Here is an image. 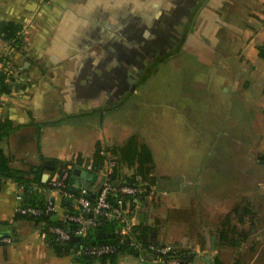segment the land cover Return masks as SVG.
<instances>
[{"label": "crops", "instance_id": "1", "mask_svg": "<svg viewBox=\"0 0 264 264\" xmlns=\"http://www.w3.org/2000/svg\"><path fill=\"white\" fill-rule=\"evenodd\" d=\"M0 22L20 24L23 39L9 63L18 80L8 93L0 92V121L16 126L0 139V149L13 158L10 166L27 170L41 159L64 163L78 156L91 161L103 143L118 147L136 136L150 150L151 176L159 180L144 202L131 211L126 208L134 225L144 221L154 228L160 244L180 249L194 245L186 264H233L223 259L219 232L221 215L245 198L242 180L225 181L230 206L212 216L201 206L202 196L210 194L192 188L199 183L200 169L176 161L175 135L165 133L169 122L152 131L154 142L148 131L134 129L169 111L179 113L176 102L139 99V91L160 67H173L186 55L199 64L189 66L191 71L204 65L222 72L217 87L239 90L241 100L253 90L264 117V60L258 56L264 46V0H0ZM5 53L0 42V55ZM177 130L172 121L171 131ZM117 171L122 181L135 167L119 164ZM49 176L43 172L42 181ZM78 180L88 192L98 185L93 175ZM19 194L16 183H2L0 264H75L72 254L52 251L40 227L17 216ZM49 197L61 214L65 209L59 193ZM201 220L207 226H197ZM233 222L231 218L238 230L240 223ZM95 264L152 261L120 254Z\"/></svg>", "mask_w": 264, "mask_h": 264}, {"label": "rangeland", "instance_id": "2", "mask_svg": "<svg viewBox=\"0 0 264 264\" xmlns=\"http://www.w3.org/2000/svg\"><path fill=\"white\" fill-rule=\"evenodd\" d=\"M172 64L173 67L159 68L154 78L145 84L147 88L139 91V99H170L178 104L179 113H166L174 114L173 117L163 112L160 118L148 120L147 127L136 126L134 130L148 131V138L154 142L156 137L152 131L158 130V125L164 121L169 122V131L165 133L175 135L172 148L174 156L179 157L176 161L200 169L199 183L192 188L195 192L200 189L202 195L210 194L206 195L209 200L202 196L205 200L201 206L212 216L227 212L230 206L223 193L225 181L242 180L244 199L250 202L253 214L244 217L238 230L247 232L248 237L240 249L225 246L221 252L224 261L233 260V264H264V117L257 109V98L250 89L245 92L244 100L240 99L239 90L220 89L217 84L222 80V72L214 66L204 69V65L191 71L189 66L194 68L199 64L187 55L178 64ZM169 68L173 70H166ZM172 121L178 123L179 131H171ZM189 208L192 209V205ZM188 211L186 213H193ZM232 220L237 224L238 218L232 217ZM197 226L207 225L201 220ZM193 246L181 249L191 253Z\"/></svg>", "mask_w": 264, "mask_h": 264}, {"label": "trees", "instance_id": "3", "mask_svg": "<svg viewBox=\"0 0 264 264\" xmlns=\"http://www.w3.org/2000/svg\"><path fill=\"white\" fill-rule=\"evenodd\" d=\"M0 42L18 50L23 44L22 26L14 22H0ZM12 55L13 53L0 55V62L5 64L11 63ZM258 56L264 60V46L258 48ZM9 69L12 70L11 65L9 66ZM15 80H18V77L0 70V92L8 93L12 82ZM15 127L16 126H14L10 121H0V139L7 135L8 132L14 130ZM100 150L101 147H98L93 159L91 160L92 166L95 168H98L103 162ZM107 150L116 158L114 161L116 167L111 175V182H116L114 187L124 184L128 186H137L141 189V192L136 194L134 197H125L120 196L119 193H110L108 195V201L112 206H116L119 202H121L124 208H128V210L131 211L137 204L146 200L149 195L150 187L155 186L159 180V178L151 176L153 165L151 152L146 145L139 142L136 136H131L121 146L110 147L107 148ZM77 159L80 162V159L82 158L78 156ZM11 162H13V158L10 155L4 154L0 149V187L5 181L16 183L21 190L19 208H37L43 211L48 202L51 201L49 192H44V189L48 188V181L55 176L59 177L57 170L65 167L67 162L61 163L55 160L41 159V163L38 166H29L27 170L12 168L10 166ZM119 164H122L127 168L135 167L134 174L120 181L118 179L117 171ZM46 165L52 166L53 169L51 171L47 170L45 168ZM43 172H48L50 174L48 180L44 182L41 179ZM78 187V177L73 174H69L68 178L64 182L63 188L73 194L74 197H79L80 190ZM99 190L100 185L98 184L94 191L87 193L85 198H87L92 204H95V198L97 197ZM71 201L72 200L61 199V206L70 215L80 213L81 210L76 211L72 208ZM242 204L244 206H242ZM252 214L253 212L250 209V203L243 199L238 205L234 206L228 214L223 216V228L219 232V240L222 246L240 248L241 244L247 240L248 234L245 231H239L236 227L231 226L230 221L232 215H237L238 223H243L242 221L244 217L252 216ZM17 216L32 222L35 227H40L41 232L45 235V240L48 246L56 255L69 256L74 250L78 248L80 249L82 246L113 245L116 247L115 254L105 257H72L75 264H95L96 262L104 263L106 260L111 261L120 254H128L135 258L139 257V253L129 247L128 236L121 240L119 231L121 230L123 223L119 221L107 220L102 216L96 217V224L87 229L86 236L83 238L81 243L77 244L72 243L71 239L67 242L58 241L56 236L49 232L52 227H61L65 230H73L76 227L75 223L69 221H59L58 216L55 213H42L39 216H28L21 215L18 212ZM153 231L154 228L145 224L144 221H139V223L132 227L131 237L143 246L149 244L159 245L160 243L156 241L155 237H153ZM171 247L172 250L167 254V256L177 257L180 264H186V262H189L194 255L192 252L189 253L187 250H181L172 245ZM149 255L151 256L152 253H148L143 257L147 258ZM214 262L217 264L216 261Z\"/></svg>", "mask_w": 264, "mask_h": 264}, {"label": "built area", "instance_id": "4", "mask_svg": "<svg viewBox=\"0 0 264 264\" xmlns=\"http://www.w3.org/2000/svg\"><path fill=\"white\" fill-rule=\"evenodd\" d=\"M15 48L5 45L6 53H14ZM10 64L0 62V70L8 74H13V71L9 69ZM14 75V74H13ZM107 146L104 143L101 146L100 154L103 157L102 164L95 168L92 166L91 161H86L83 159L79 160L77 157L68 161L65 167L58 169L59 177L55 176L50 181H48V188L44 189V192L49 193L58 192L62 199L72 200L71 206L74 210L80 213L76 215H70L65 210L58 214L54 203L52 201L48 202L45 209L42 211L37 208H18V212L21 215L28 216H39L42 213H55L58 216V220L65 222L69 221L76 224L73 230H65L61 227H52L49 232L54 234L58 241L67 242L73 237H80L82 240L86 236L87 229L93 227L96 224L95 218L102 216L107 220H116L123 223L119 235L121 240L128 236V245L132 249L136 250L140 256L152 253L149 255V260L152 264H180L177 257L167 256V254L172 250V247L167 244L153 245L149 244L143 246L141 243L135 241L131 237L132 227L135 226L132 222V218H129L130 212L124 208L123 204L119 202L116 206L110 205L108 201V195L110 193H119L120 196L134 197L136 194L141 192V189L137 186L119 185L114 187L111 182V175L115 169V157L107 150ZM74 170H79L85 173H89L96 176L98 179V184L100 185V190L95 198V204H92L85 196L88 190L79 185V197H74L73 194L66 191L64 187V182L68 178L69 174H73ZM18 202L21 200L20 194L17 195ZM88 215V216H86ZM4 243H9L10 239L4 238L2 240ZM116 253V247L113 245H92V246H82L80 249H76L72 252V257L87 256L93 258H100Z\"/></svg>", "mask_w": 264, "mask_h": 264}, {"label": "water", "instance_id": "5", "mask_svg": "<svg viewBox=\"0 0 264 264\" xmlns=\"http://www.w3.org/2000/svg\"><path fill=\"white\" fill-rule=\"evenodd\" d=\"M45 168H46L47 170H50V171L53 169L52 166H48V165H46ZM73 175L76 176V177H79L80 175H81V176H85L87 179H89V178L92 177L91 174H89V173H85V172H82V171H79V170H74V171H73ZM45 181H46V180H45ZM43 182H44V181H43ZM113 184H114V186H115V185H116V182H114ZM84 188H87V185H86ZM5 235L8 236V234H5ZM71 242H72V243H77V244H79V243L82 242V239H81L80 237H73V238H71Z\"/></svg>", "mask_w": 264, "mask_h": 264}]
</instances>
